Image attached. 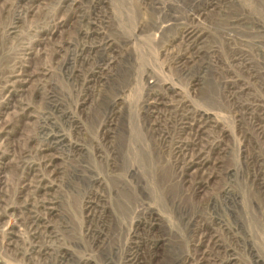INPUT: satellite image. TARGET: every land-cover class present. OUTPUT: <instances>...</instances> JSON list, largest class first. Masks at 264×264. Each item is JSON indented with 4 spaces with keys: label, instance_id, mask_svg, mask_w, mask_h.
Instances as JSON below:
<instances>
[{
    "label": "rangeland",
    "instance_id": "1",
    "mask_svg": "<svg viewBox=\"0 0 264 264\" xmlns=\"http://www.w3.org/2000/svg\"><path fill=\"white\" fill-rule=\"evenodd\" d=\"M0 264H264V0H0Z\"/></svg>",
    "mask_w": 264,
    "mask_h": 264
}]
</instances>
